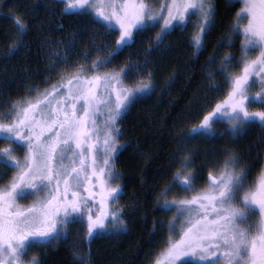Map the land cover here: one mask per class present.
<instances>
[{"label": "snow or ice", "instance_id": "obj_1", "mask_svg": "<svg viewBox=\"0 0 264 264\" xmlns=\"http://www.w3.org/2000/svg\"><path fill=\"white\" fill-rule=\"evenodd\" d=\"M54 3L64 5L62 16L83 17L86 25H99L105 34L118 32L119 36L115 47L103 59L93 60L88 69L79 65L69 73L67 69L73 65L68 63V55L59 57L54 63L66 66L61 70V80L50 89L38 91L35 98L13 102L0 118V140L25 149L18 157L13 147L0 148V168L15 170L0 185V264H25L22 257L30 248L66 240L71 224L86 226L87 243L126 233L121 210L114 207L122 194L118 183L113 186L120 179L114 171L119 151L118 120L132 104L154 90L153 75H144V69L154 63L153 52H159L162 46L167 50L168 37L193 25L190 46L198 55L216 27L214 0ZM225 3H242L243 7L229 26L232 35L222 37L215 47H233L234 37L242 36L241 56L237 59L225 53L220 57V68L207 74L208 89L220 90V84L215 82L218 72L227 86L226 93L198 125L179 138L181 143L216 138L213 125L218 122L228 125L220 136L230 135L233 141L253 126L264 131V110H250L252 104L264 109V0ZM156 28L153 42L144 49L143 63L98 71L112 63L124 48L131 47L138 36ZM13 31L10 56L24 44L28 28L15 17ZM62 43L58 41L57 45ZM105 50L106 46L96 49L97 53ZM83 59H88L86 53ZM216 60L217 56H211L208 64ZM230 68L239 70L229 71ZM89 71L91 75L86 74ZM130 74L139 78L127 86L125 80ZM253 87L258 91L252 93ZM222 152V159L212 161V170L204 178L206 186L201 190L194 187L201 179L197 173L182 174L191 168L193 157H179L180 168L165 192L179 188L192 195L171 203L166 200L162 205V211L176 208L177 214L169 222L166 247L153 264H264V167L250 180L252 169L241 166L243 157L227 147ZM5 174H0V180ZM28 197H34L30 204L18 203ZM76 259L81 257L76 255ZM28 264L40 262L33 257ZM82 264L89 261L83 260Z\"/></svg>", "mask_w": 264, "mask_h": 264}, {"label": "trees", "instance_id": "obj_2", "mask_svg": "<svg viewBox=\"0 0 264 264\" xmlns=\"http://www.w3.org/2000/svg\"><path fill=\"white\" fill-rule=\"evenodd\" d=\"M214 3L216 27L207 37L204 50L196 55L190 46L193 25L174 32L166 40L170 45L167 50L162 46L159 52H153L154 63L144 69V75L149 72L153 75L154 90L132 104L118 120L119 151L114 171L120 179L114 181V185H120L122 194L114 206L121 210L126 233L87 243L82 231L74 228L68 231L66 240L29 249L40 264H82L83 260L89 264H153L157 243L166 233L172 215L161 207L166 200H171L175 188L167 193L165 188L179 169L176 162L179 138L195 120L191 111L195 97L206 85L207 74L220 68V57L225 53L237 59L241 56L242 36L234 37L233 47H215L222 37L232 35L229 26L235 22L239 4L228 6L225 0H214ZM62 9L61 4L53 0H0V118L8 113L13 102L35 98L38 91L50 89L61 80V70L66 66L54 63L59 57L68 55V63L73 65L67 69L70 73L79 65L90 68L93 60L103 59L115 47L117 32L105 34L99 25H86L83 17L62 16ZM15 17L26 23L28 32L20 50L10 56L8 49L14 37ZM157 31L158 28L138 36L131 47L124 48L112 63L98 71L109 72L128 63H143L144 49L153 42L151 38ZM58 41L64 43L57 45ZM70 41L73 42L71 47L68 46ZM44 44L48 47H42ZM105 46V51L97 53V48ZM85 53L87 60L83 59ZM211 56H217V60L209 65ZM232 70L237 68L229 69ZM138 78L130 74L125 85L132 86ZM217 80H223L218 72L215 82ZM223 129L217 127V135ZM224 142L227 143L220 138L215 145L200 148L206 151L217 146L214 151L219 154L217 149ZM237 144L232 151H240L245 158L257 155L258 143L253 138ZM76 255L81 259H76Z\"/></svg>", "mask_w": 264, "mask_h": 264}, {"label": "rangeland", "instance_id": "obj_3", "mask_svg": "<svg viewBox=\"0 0 264 264\" xmlns=\"http://www.w3.org/2000/svg\"><path fill=\"white\" fill-rule=\"evenodd\" d=\"M153 3L154 4L157 3V0H153ZM238 4H239V7L241 9L243 7V4L242 3H238ZM61 6H62V8H64L63 4H61ZM242 23H246V21H242ZM238 70L239 69H237L236 71H238ZM91 74H89V75H91ZM216 83L220 84V86H221L220 90L218 92H213V91L209 90L208 86H207L208 81H206V83H205L206 85H204V88L201 89L199 91V95H197L195 97L194 103L191 107V108H193V110L191 109V111H192V114L194 115V117H192V119H195V120L188 127V131L192 127L198 125L200 120L203 118V115H205L208 111H211V109L215 106V104L219 100L223 99V95L226 93L227 86L224 85L223 80L222 81L217 80ZM256 91H258V88H256V87H253L251 89L252 93H255ZM250 110L256 111V110H264V109H262V106L259 104H252V105H250ZM217 127L224 128L220 132V133H222V132H225V130L228 128V125L226 123H223V122H218V123L214 124L213 128L216 132H218L216 130ZM220 133L217 136H220ZM220 138H223V140L227 141V143L224 142L225 144H223L221 147H219V149H217L221 153V154L219 153L220 155L217 154V151H214L217 146L211 147V149H208L206 151L204 149L202 150V148H200V146L209 147L213 144L215 145V143H217ZM251 138H253L255 140V142L258 143L257 147L255 146V150L257 152V155H255L254 157L249 156L248 158H245V156H243V154H240L241 153L240 151H239L240 153L235 151L236 155L243 157V163L241 166L242 167H250L252 169L250 177H249V179L251 180L252 177H254L258 174L260 168L264 167V131H262L259 126L250 127L247 130V132L243 136L240 137V139L235 140V141H233L231 139L230 135H224V136H220V137H217L214 139L197 138V139H193L191 141H188L186 143H181V141H180L179 145H178V149H177L176 162L178 164V167L180 168V161H179L180 156L188 155L190 157H193V164H192L191 168L182 172V174H187V172L197 173L201 177V179L196 181L194 187L197 190H201L206 186L204 178H206L208 172L210 170H212V168H211L212 161L216 158H220V159L223 158L224 154L222 152V149H224L226 147L229 149H232V148H234L233 146L238 145L237 144L238 142H241V141L246 142L247 140H249ZM3 147H13L15 149V152L13 154L18 156V157H22L23 153L25 151V149L18 147L16 144H9L8 141L0 140V148H3ZM259 148L262 150L259 151ZM14 171H15L14 169L6 170L3 168H0V174L6 173L4 175V178L2 180H0V185L5 184L8 181V179L13 175ZM113 185H114V182H113ZM173 193L174 192H172V194L170 195L171 200L168 199L169 203H171L173 200H181V199H184V198L192 195V193L184 192V191L180 190L179 188H175V193L174 194ZM32 199H34V197H28L26 199L19 200L18 203H20L21 205H27V204L31 203ZM171 214H172L171 218L168 219L169 221H168V224L166 225V233L161 237V241H159L157 243L158 247H157V251H156V256L161 251V249L166 247L167 239L169 237L168 225H169V222L172 220L173 216H175L177 214V209L173 208L171 210ZM181 219H183V218H181ZM74 228H76L77 230H80V232L82 231L81 233L85 236L86 226L81 227V225H79V224H71L68 226V231H70ZM178 230L179 229L177 228V231ZM176 238H178V237H176ZM33 257H35V256L31 252V250H28V252L22 257V260L25 262V264H28V261H31Z\"/></svg>", "mask_w": 264, "mask_h": 264}]
</instances>
